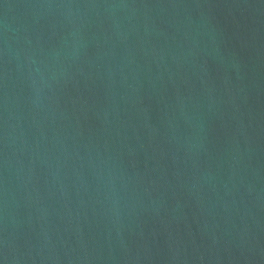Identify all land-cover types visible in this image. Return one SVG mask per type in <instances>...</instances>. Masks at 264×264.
<instances>
[{
    "label": "water",
    "instance_id": "obj_1",
    "mask_svg": "<svg viewBox=\"0 0 264 264\" xmlns=\"http://www.w3.org/2000/svg\"><path fill=\"white\" fill-rule=\"evenodd\" d=\"M0 264H264V0H0Z\"/></svg>",
    "mask_w": 264,
    "mask_h": 264
}]
</instances>
